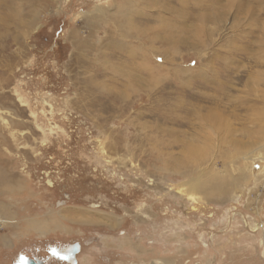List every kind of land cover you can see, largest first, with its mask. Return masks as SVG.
I'll return each mask as SVG.
<instances>
[{
  "label": "rangeland",
  "instance_id": "obj_1",
  "mask_svg": "<svg viewBox=\"0 0 264 264\" xmlns=\"http://www.w3.org/2000/svg\"><path fill=\"white\" fill-rule=\"evenodd\" d=\"M72 243L264 264V0H0V264Z\"/></svg>",
  "mask_w": 264,
  "mask_h": 264
},
{
  "label": "flooded vegetation",
  "instance_id": "obj_2",
  "mask_svg": "<svg viewBox=\"0 0 264 264\" xmlns=\"http://www.w3.org/2000/svg\"><path fill=\"white\" fill-rule=\"evenodd\" d=\"M75 248H77L76 251H74ZM79 250H80L79 244L78 243H72V244H69L66 249H63L62 247L60 249L56 248V250H55L56 255L54 254L52 256V258H50V259L53 261H56V262H60L61 264H64L65 262H68L69 264H74L75 263V261H74L75 254ZM50 252L53 253L54 251L52 252V250H51ZM18 257H19L18 261H20L19 264H27L30 260H33L34 262H40V264L45 263V262H42V260L31 259L27 255L22 254V253H20Z\"/></svg>",
  "mask_w": 264,
  "mask_h": 264
},
{
  "label": "bare ground",
  "instance_id": "obj_3",
  "mask_svg": "<svg viewBox=\"0 0 264 264\" xmlns=\"http://www.w3.org/2000/svg\"><path fill=\"white\" fill-rule=\"evenodd\" d=\"M207 184L204 182V183H201V182H198V181H194L193 182V187L194 188H198V187H201L203 189V187H205ZM32 224L34 225V228L35 226L38 227V222L36 223V221H32ZM157 263V262H156ZM155 264V263H153Z\"/></svg>",
  "mask_w": 264,
  "mask_h": 264
},
{
  "label": "water",
  "instance_id": "obj_4",
  "mask_svg": "<svg viewBox=\"0 0 264 264\" xmlns=\"http://www.w3.org/2000/svg\"><path fill=\"white\" fill-rule=\"evenodd\" d=\"M77 248L74 249L76 251ZM27 264H40V262H34L33 260H30Z\"/></svg>",
  "mask_w": 264,
  "mask_h": 264
},
{
  "label": "crops",
  "instance_id": "obj_5",
  "mask_svg": "<svg viewBox=\"0 0 264 264\" xmlns=\"http://www.w3.org/2000/svg\"><path fill=\"white\" fill-rule=\"evenodd\" d=\"M80 246V245H79ZM80 250H81V246H80Z\"/></svg>",
  "mask_w": 264,
  "mask_h": 264
}]
</instances>
